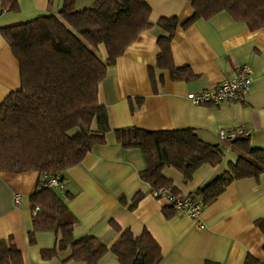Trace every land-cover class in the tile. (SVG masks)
<instances>
[{"label":"crops","instance_id":"1","mask_svg":"<svg viewBox=\"0 0 264 264\" xmlns=\"http://www.w3.org/2000/svg\"><path fill=\"white\" fill-rule=\"evenodd\" d=\"M151 7V22L177 17L180 26L172 40L176 68H190L194 78L173 81L168 71L157 70L158 41L162 30L154 27L143 32L114 66L109 67L106 80L99 90V101L107 108L112 131L105 144H97L76 167L64 172L66 187L57 194L78 219L76 239L94 235L112 248L121 234L111 222L135 236L148 230L162 249L160 264H246L252 256L264 264V237L255 222L264 218V174L259 179L234 182L211 206H205L200 222L186 215L166 218L165 198L157 199L140 173L146 163L139 149H125L117 142L115 130L137 127L148 131L195 129L199 137L219 145L225 152L221 165L203 166L189 184L175 168H166L171 179L185 196L196 192L237 164L238 154L232 143L219 137L221 130L245 127L252 130L249 140L253 148L264 149V30L252 32L243 23L235 22L227 13L196 22L184 29L194 8L189 0H147ZM64 0H19V13H0V106L12 93L21 89V70L11 47L1 35V29L58 15ZM95 0H77V11L92 7ZM99 55L107 59L104 46ZM248 66L253 86L244 102L221 105H197L188 99L219 86L235 72ZM154 69L159 83L155 90L150 76ZM43 177L37 172L23 174L0 173V241L12 239L22 252L25 264H87L64 261L70 251L43 260L41 252L54 248L57 236L40 232L31 245L33 229L31 197ZM145 197L134 210L133 198ZM20 196L19 203L16 197ZM99 264H120L109 252Z\"/></svg>","mask_w":264,"mask_h":264},{"label":"trees","instance_id":"2","mask_svg":"<svg viewBox=\"0 0 264 264\" xmlns=\"http://www.w3.org/2000/svg\"><path fill=\"white\" fill-rule=\"evenodd\" d=\"M54 0H51V3ZM195 14L183 28L208 21L227 13L235 22L243 23L252 32L264 30V0H189ZM77 0H64L59 14L1 29L20 64L21 89L12 92L0 106V173L37 172L43 180L31 197L33 229L31 245L40 232H53L57 241L52 249L43 250V260L70 251L64 261L99 264L112 252L120 264H160L162 249L146 229L135 236L116 222L111 225L121 234L108 248L94 235L74 237L78 219L70 211L57 190L46 187L45 177L60 175L78 166L97 144H105L110 126L107 108L99 101L101 84L108 69L114 66L139 36L158 27L157 70L168 71L173 81H189L195 76L190 68H176L172 40L180 26L177 17L151 22L147 0H95L92 7L77 11ZM19 13V0H0V13ZM104 46L107 59L99 55ZM150 76L155 90L162 77ZM117 142L125 149L142 151L146 167L140 173L153 195L168 190L183 195L174 182L164 175L166 168H175L189 184L205 165L217 167L225 158L219 145L203 141L195 129L148 131L137 127L115 130ZM239 156L237 164L209 185L200 188L204 206L213 205L236 181L264 174V149L253 148L249 141L232 143ZM192 196V195H188ZM145 194L138 193L129 209L134 210ZM157 199H162L157 196ZM165 217L178 213L173 206L163 209ZM264 237V218L255 222ZM0 264H25L22 252L12 239L0 241ZM206 264H217L206 262ZM246 264H263L252 256Z\"/></svg>","mask_w":264,"mask_h":264},{"label":"built area","instance_id":"3","mask_svg":"<svg viewBox=\"0 0 264 264\" xmlns=\"http://www.w3.org/2000/svg\"><path fill=\"white\" fill-rule=\"evenodd\" d=\"M253 86L252 72L248 66L239 68L235 74L225 79L219 86L198 93H190L188 99L197 105H221L244 102ZM253 135L252 130L239 127L232 130H221L219 137L221 140L234 143L237 140L249 141ZM46 187L55 190H63L66 187V180L60 175L45 177ZM165 198L169 206H173L178 215H186L198 222V226L203 228L200 217L205 208L202 198L196 194L192 196H174L168 190H163L160 194H155ZM20 196L16 197L19 203Z\"/></svg>","mask_w":264,"mask_h":264},{"label":"rangeland","instance_id":"4","mask_svg":"<svg viewBox=\"0 0 264 264\" xmlns=\"http://www.w3.org/2000/svg\"><path fill=\"white\" fill-rule=\"evenodd\" d=\"M57 191H60V190H57Z\"/></svg>","mask_w":264,"mask_h":264}]
</instances>
